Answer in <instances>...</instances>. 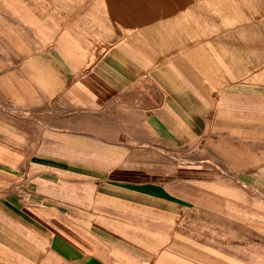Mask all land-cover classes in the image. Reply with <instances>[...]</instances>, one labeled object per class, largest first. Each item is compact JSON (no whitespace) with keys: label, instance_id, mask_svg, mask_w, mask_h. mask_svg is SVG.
<instances>
[{"label":"crops","instance_id":"crops-1","mask_svg":"<svg viewBox=\"0 0 264 264\" xmlns=\"http://www.w3.org/2000/svg\"><path fill=\"white\" fill-rule=\"evenodd\" d=\"M0 264H264V0H0Z\"/></svg>","mask_w":264,"mask_h":264}]
</instances>
